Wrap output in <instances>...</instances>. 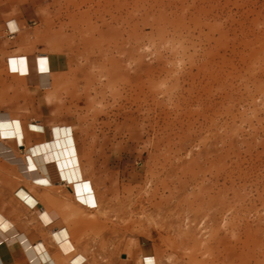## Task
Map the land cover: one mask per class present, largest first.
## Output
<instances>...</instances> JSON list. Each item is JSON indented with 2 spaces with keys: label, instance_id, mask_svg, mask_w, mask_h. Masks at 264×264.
Instances as JSON below:
<instances>
[{
  "label": "rangeland",
  "instance_id": "374dc122",
  "mask_svg": "<svg viewBox=\"0 0 264 264\" xmlns=\"http://www.w3.org/2000/svg\"><path fill=\"white\" fill-rule=\"evenodd\" d=\"M135 1H122L117 21L107 0H47L20 36L52 56L54 83L46 54L37 55L48 71L35 75L51 73L45 89L59 106L46 112L74 127L84 165L132 155L99 201L86 188L82 200L73 182L95 209L68 207L93 225V264H196L166 209L195 195L213 203L199 212L219 217L199 264H264V0H149L151 10ZM61 238L81 264L69 232Z\"/></svg>",
  "mask_w": 264,
  "mask_h": 264
},
{
  "label": "crops",
  "instance_id": "0c3cea01",
  "mask_svg": "<svg viewBox=\"0 0 264 264\" xmlns=\"http://www.w3.org/2000/svg\"><path fill=\"white\" fill-rule=\"evenodd\" d=\"M46 1L0 0V140L8 144L14 154L27 157L33 166L39 167L44 173H47L46 160H52L50 145L58 158L56 163L48 166L54 185L40 184L32 181L22 167L12 163L0 151V264H73L70 260L73 254L63 253V249L67 250L71 246L70 241L66 245L62 243L61 237L67 232L77 246L76 251L86 257L81 264H93L90 255L93 250L92 239L87 237L93 225L86 220L79 222L73 216L75 212H69L68 207L79 208L82 214L95 209L78 201L73 193L72 178L76 180L74 174L77 167L80 168L82 179L93 181L99 201L103 183L108 185L110 174L120 171V166L127 163L124 157L132 155L120 157L113 153L107 154L101 161L103 168L101 164H93L92 170L97 173L94 178L89 174L92 170L83 163L74 127L47 114L46 109L59 106L52 99L56 95L53 87L45 89L52 85L51 73L38 77L31 71L28 73L27 69L28 66L30 68L31 54H46L51 60L54 83L56 73L52 56L31 49L20 38L41 19V10ZM39 71L48 70L40 68ZM30 108L35 109L34 117L18 110ZM32 124L42 127V130L32 128ZM14 142L18 148L14 147ZM39 145L44 152L35 153L34 148ZM59 170L63 175L62 181L55 179ZM22 190L37 199L36 206L30 205L22 197ZM59 221L64 225H58ZM12 231L15 232L11 234Z\"/></svg>",
  "mask_w": 264,
  "mask_h": 264
},
{
  "label": "bare ground",
  "instance_id": "6f19581e",
  "mask_svg": "<svg viewBox=\"0 0 264 264\" xmlns=\"http://www.w3.org/2000/svg\"><path fill=\"white\" fill-rule=\"evenodd\" d=\"M122 1L123 0H115V2H114V0H107L106 6L109 7V5H110L108 11H112V14L117 13L115 15L117 21L119 20V18L122 17L121 15H118V13H120V10H121L120 5H121ZM141 2H143V7L144 8L146 7V9L150 7V10H151V9H153V7L156 6V3L154 1L143 0ZM114 3H115V6H113ZM146 4H148V6ZM99 6H100V4H99ZM135 6H137L138 8H141L140 7L141 6L140 0H136L135 1ZM90 7L93 8L92 6H90ZM111 7L113 8L112 10L110 9ZM97 27L98 26L95 25L93 22H88V28L89 29H92V30L96 31L97 30ZM43 59H44V57H43ZM26 64H27V62H26ZM20 65H21V63H20ZM19 67L20 66H18V68ZM40 68H41V70L46 69V68L41 67L39 57L37 55L31 54L30 55V68L28 66V69H27L28 70V73H31V72L32 73H35ZM32 128L42 130L41 129L42 127H40L38 125H35V124H32ZM0 135H1V130H0ZM52 147L50 145V149H51V155H50V157L52 156V158H51L52 160L50 162L46 160V166L45 167H46L47 173H44L43 171L40 170L39 167L33 166L29 162V160L27 159V157L19 156V155L14 154V152L12 151V149H10V146L8 144H6L5 142H3V141L0 140V151L4 154V156L6 158H8L12 163H16V164H18V166L22 167V169L25 170V172H24L25 175H27L32 181H34L35 183H40V184H42V183L54 184L53 183V179H52V177H51V175L49 173L48 166H49V164L51 165V164L56 163L58 161L57 160L58 158L56 159V157L54 155V152L52 150ZM43 150L44 149H42V147L40 145H39V147H35L34 148V152L35 153L44 152ZM45 158H46V156H45ZM74 162H76V161H74ZM41 165H43V164H41ZM74 175L76 176V180H73V178L71 177L72 178V182L77 183V185H78L77 190L80 192V194L82 193V196H81L82 200H85L84 199L86 197V195H84V194H86V192L84 191L85 188H86V190L89 193L95 192V188H94L93 182L87 180L86 178H83L82 179L83 172L78 167H77ZM181 184H182V186H181L182 188L179 191L180 194L183 191H187V187H188L187 182L185 183V182L182 181ZM196 188H195V191H196ZM168 191L170 193H172V194H176V192L172 188H169ZM198 191H199V189H198ZM20 194L22 195L23 198H25L27 201H29V203L32 206H35L36 205L37 199L32 194L27 193L25 190H22ZM195 196H196L195 199H191L190 198L191 196L189 198H187V199L180 198V199H178V201L175 204L167 205V208L166 209H168V211H169V215H168L169 223L167 224L168 227H169V229H173L175 231H179V232H181V233L184 234V236L186 237L184 239V246H185V248H187L190 251V255H189L190 256V259H192L194 262H197L199 264L200 261L197 258L198 255H199V253L210 252V245H209L210 244V240L207 238V235L214 234L217 231V224H218V218L219 217L218 216H212L208 212H199V210H198L199 207H203V206H205V204H207L206 206L211 208V207H213V203H211L210 200L207 202L206 200H203V198H202L201 202L196 203L197 202L196 200H197L198 195H195ZM153 198H155V197H153ZM165 202H167V201H165ZM196 205H197V207H196ZM97 206H98V203H97ZM154 206H155V208H157L159 205L154 204ZM162 209L163 208H161L160 210H162ZM228 210H230V209H228ZM63 225L60 223V226H63ZM13 229H15V228H13ZM173 230H172V232H173ZM14 232L15 231H12L11 234L14 233ZM197 234H200L201 237L196 236ZM64 245H66V243ZM46 257H47V254H46ZM222 261H223V259H222ZM223 262H225V260ZM227 263H230V262H227Z\"/></svg>",
  "mask_w": 264,
  "mask_h": 264
},
{
  "label": "built area",
  "instance_id": "2783aa9c",
  "mask_svg": "<svg viewBox=\"0 0 264 264\" xmlns=\"http://www.w3.org/2000/svg\"><path fill=\"white\" fill-rule=\"evenodd\" d=\"M2 37V32L0 31V38Z\"/></svg>",
  "mask_w": 264,
  "mask_h": 264
}]
</instances>
